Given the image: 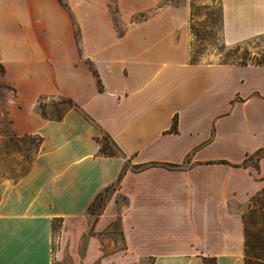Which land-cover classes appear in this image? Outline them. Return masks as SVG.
<instances>
[{"label":"crops","instance_id":"obj_1","mask_svg":"<svg viewBox=\"0 0 264 264\" xmlns=\"http://www.w3.org/2000/svg\"><path fill=\"white\" fill-rule=\"evenodd\" d=\"M219 1L225 44L264 34V0ZM187 14L174 0H0L8 115L42 138L28 171L0 180V264H245L264 64L190 62ZM43 97L73 105L49 118Z\"/></svg>","mask_w":264,"mask_h":264},{"label":"rangeland","instance_id":"obj_2","mask_svg":"<svg viewBox=\"0 0 264 264\" xmlns=\"http://www.w3.org/2000/svg\"><path fill=\"white\" fill-rule=\"evenodd\" d=\"M174 2L178 5L186 4L187 6L188 58L190 62L254 63L256 56L264 54V34L234 44H225L222 36L219 0H174ZM191 25L192 30L190 29ZM117 27L118 29L123 28L118 23ZM236 46L238 48L232 52L230 49ZM12 98L13 92L0 84V180H17L29 168L30 154L32 153L30 149L36 143L33 136L24 138L22 141L14 137L15 132L8 115V104ZM39 103L40 106L37 109L40 110L41 108L45 116L49 118H59L70 107L69 103L62 97H43ZM104 141L112 152L113 146L109 139L106 137ZM28 153L29 156H27ZM262 153L253 156L250 162H258L259 158L264 156ZM256 165L258 167V163ZM107 196L108 191L98 201L100 206L93 207L94 212L104 208ZM262 199L264 196H259L250 201L243 211L244 228L253 238L264 233V200ZM117 226L118 222L115 220L111 225L114 232H117ZM58 239V226L55 225L53 233L55 259L58 251ZM66 262L63 261L61 264H69Z\"/></svg>","mask_w":264,"mask_h":264},{"label":"trees","instance_id":"obj_3","mask_svg":"<svg viewBox=\"0 0 264 264\" xmlns=\"http://www.w3.org/2000/svg\"><path fill=\"white\" fill-rule=\"evenodd\" d=\"M221 19H222V13H221ZM190 29L192 30V25L190 26ZM237 48H238V46H236V47H234L233 49H230V50H232V52H233ZM260 55L261 56H256L255 57L256 62H254V63H256V64H264V54H260ZM193 63H195V62H193ZM223 63H234V62H223ZM235 63L246 64L247 62H235ZM63 100L67 101L70 106L73 105L71 100L65 99V98H63ZM38 106H40V105H38ZM40 111H41V113L43 115H45L41 108H40ZM175 124H176V121H174L172 129L175 128ZM29 136H33L35 141H36V143H34L33 147L30 149V151H32V153L30 154L31 162H32L33 158L35 157L36 153L39 150L40 144L42 142V138L39 135H37V134H24L22 136H18L16 134H14V137L17 140H19V141H22V140H24V138H28ZM106 137H107V139H109V137L106 134H103L101 136V138H100L101 152L105 153V154H112L113 151L112 152L110 151V147H108L107 144L104 141ZM109 141L111 142L110 139H109ZM112 144H113V142H111V145ZM261 153L264 155V150L258 151L253 156L254 157L258 156ZM27 156H29V153L27 154ZM253 156H251V157L249 156V159L251 160ZM31 162H30V164H31ZM255 162H254V165L257 166L256 165L257 162L256 163ZM30 164H29V167H30ZM28 169L21 176H23L28 171ZM21 176H19V178ZM107 191H108V188L105 189L104 192H101L99 195H97V197L95 198V200L93 202V205L90 208V210H93L94 206H100V203H98V201L101 200V198L104 196V194ZM259 196H264V189L259 194L255 195L253 197V199H251V201H253L254 199L258 198ZM262 200H264V199H262ZM263 234L260 233L256 237L253 238L252 236H250V234L248 233L246 228H244V236H245L244 263L245 264H264V235ZM203 263L204 264H216L214 258H204Z\"/></svg>","mask_w":264,"mask_h":264}]
</instances>
